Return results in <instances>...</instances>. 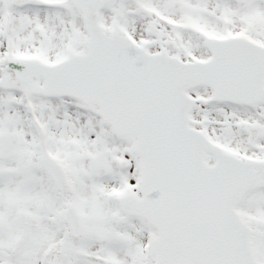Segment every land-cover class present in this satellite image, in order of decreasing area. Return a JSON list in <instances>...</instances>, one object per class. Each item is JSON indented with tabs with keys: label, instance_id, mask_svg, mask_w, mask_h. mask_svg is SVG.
<instances>
[{
	"label": "snow or ice",
	"instance_id": "6c2138e0",
	"mask_svg": "<svg viewBox=\"0 0 264 264\" xmlns=\"http://www.w3.org/2000/svg\"><path fill=\"white\" fill-rule=\"evenodd\" d=\"M0 264H264V0H0Z\"/></svg>",
	"mask_w": 264,
	"mask_h": 264
}]
</instances>
